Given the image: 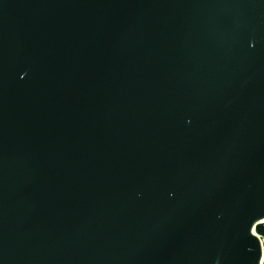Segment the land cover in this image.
<instances>
[{"label":"water","instance_id":"95a60500","mask_svg":"<svg viewBox=\"0 0 264 264\" xmlns=\"http://www.w3.org/2000/svg\"><path fill=\"white\" fill-rule=\"evenodd\" d=\"M263 219L264 0H0V264H260Z\"/></svg>","mask_w":264,"mask_h":264},{"label":"bare ground","instance_id":"6f19581e","mask_svg":"<svg viewBox=\"0 0 264 264\" xmlns=\"http://www.w3.org/2000/svg\"><path fill=\"white\" fill-rule=\"evenodd\" d=\"M263 220H264V219H263ZM253 232H254L255 234H257L254 228H253ZM257 235H258V234H257ZM258 236H259V235H258ZM259 237L261 238V236H259ZM261 241H262V239H261ZM263 241H264V240H263ZM263 241H262L263 255H262V259H261V261H260V264H264V243H263Z\"/></svg>","mask_w":264,"mask_h":264},{"label":"rangeland","instance_id":"374dc122","mask_svg":"<svg viewBox=\"0 0 264 264\" xmlns=\"http://www.w3.org/2000/svg\"><path fill=\"white\" fill-rule=\"evenodd\" d=\"M261 239H262V237H261ZM262 241H263V239H262ZM263 243H264V241H263Z\"/></svg>","mask_w":264,"mask_h":264}]
</instances>
